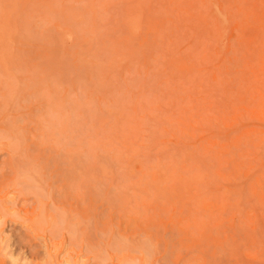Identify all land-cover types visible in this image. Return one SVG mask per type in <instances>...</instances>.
<instances>
[{"label": "rangeland", "instance_id": "obj_1", "mask_svg": "<svg viewBox=\"0 0 264 264\" xmlns=\"http://www.w3.org/2000/svg\"><path fill=\"white\" fill-rule=\"evenodd\" d=\"M0 208V264H264V0H0Z\"/></svg>", "mask_w": 264, "mask_h": 264}, {"label": "bare ground", "instance_id": "obj_2", "mask_svg": "<svg viewBox=\"0 0 264 264\" xmlns=\"http://www.w3.org/2000/svg\"><path fill=\"white\" fill-rule=\"evenodd\" d=\"M0 213H1V208H0ZM0 233H1V232H0ZM0 236H1V235H0ZM67 262H68V264H70L69 261H67ZM67 262H66V263H67ZM66 263H65V264H66Z\"/></svg>", "mask_w": 264, "mask_h": 264}]
</instances>
